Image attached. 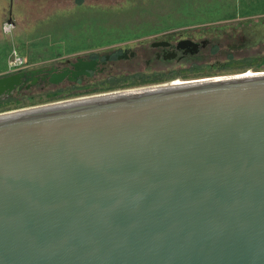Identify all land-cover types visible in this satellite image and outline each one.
<instances>
[{
	"label": "water",
	"instance_id": "obj_1",
	"mask_svg": "<svg viewBox=\"0 0 264 264\" xmlns=\"http://www.w3.org/2000/svg\"><path fill=\"white\" fill-rule=\"evenodd\" d=\"M0 264H264V72L0 112Z\"/></svg>",
	"mask_w": 264,
	"mask_h": 264
},
{
	"label": "rangeland",
	"instance_id": "obj_2",
	"mask_svg": "<svg viewBox=\"0 0 264 264\" xmlns=\"http://www.w3.org/2000/svg\"><path fill=\"white\" fill-rule=\"evenodd\" d=\"M9 20L14 28L5 32L3 24ZM1 31L12 35V49L23 68L62 65L77 57L103 60L106 54L119 53L123 45L137 52L132 59L75 80L89 84L87 89H107L106 84L93 83L116 72L135 75L171 70L170 79L148 83L158 84L264 70V0H0ZM172 35L207 39L213 48L193 60L152 58L149 43ZM135 81L137 77H131L119 87L148 85ZM68 85V81L39 84L20 96L14 94V100L2 98L0 112L72 97L54 95L56 89Z\"/></svg>",
	"mask_w": 264,
	"mask_h": 264
},
{
	"label": "flooded vegetation",
	"instance_id": "obj_3",
	"mask_svg": "<svg viewBox=\"0 0 264 264\" xmlns=\"http://www.w3.org/2000/svg\"><path fill=\"white\" fill-rule=\"evenodd\" d=\"M173 36L174 35L169 37L166 36L165 38L163 37L161 39H155L151 41L148 45L151 57L156 60H172L188 55L198 54L207 48L208 50L210 48H213V43L211 44L207 39H202L199 37L192 38L191 36H180L178 38H174ZM182 40H191L195 42L196 50L191 51L192 47L189 44H180ZM146 51L148 50H142V52L144 53H146ZM136 53L130 48H127L126 45H123L119 53L115 54L114 56L106 54L103 60H100L98 56L77 57L74 61L65 60L62 65H51L49 67L35 68L24 67L15 72L1 74L0 77L4 75L18 74L19 78L15 88L9 94L3 95L4 97H0V99L4 98L3 100H7L10 97H15L14 94H17L16 96H20L24 91H27L31 87L39 84L48 85L49 83L54 84L62 81H75L79 78L90 75L92 72H95L98 69H102L103 67H105L106 63L112 59L129 60L134 58ZM88 61H94L92 69H81L80 67H76V65L78 66L81 64L82 66L83 64H85V62ZM73 72L79 74L77 76H73ZM86 72L88 74H86ZM61 73H65V77L62 78L61 81H51Z\"/></svg>",
	"mask_w": 264,
	"mask_h": 264
},
{
	"label": "trees",
	"instance_id": "obj_4",
	"mask_svg": "<svg viewBox=\"0 0 264 264\" xmlns=\"http://www.w3.org/2000/svg\"><path fill=\"white\" fill-rule=\"evenodd\" d=\"M245 14H250V13H245ZM252 14V13H251ZM207 49L201 51L198 54H194V55H188L186 57L191 58V60L193 59H197L201 56H203V53L206 52ZM125 60H117V59H112L110 61H108L106 63L105 66H110L112 63H116V62H123ZM201 65V64H200ZM194 67L197 66L196 64L193 65ZM180 71V70H179ZM172 71L168 70V71H159V72H153V73H136L135 75L133 74H122L120 72H116L114 73V75H111V77L109 78H105V79H101L98 82L93 83L94 85H104L106 84V88L107 89H114L116 87L119 86H123V84H125L124 81H127L129 78L131 77H137L138 81H135L134 83H138V84H148V83H157V82H161L167 79H170L171 77H173V75H171ZM174 72V71H173ZM177 72V71H176ZM179 73V72H178ZM80 80V78H79ZM76 81H69V85L65 86L64 88H58L54 91V95L61 93V97L62 96H79L82 94H86L88 92H96L98 90H100L99 88L95 87L94 89H87L86 87L89 86V84H77L75 83ZM120 83H122V85H120ZM51 83H49L48 85H50ZM59 94L56 96L58 97ZM59 96V97H60ZM15 97H10L7 100H14Z\"/></svg>",
	"mask_w": 264,
	"mask_h": 264
},
{
	"label": "crops",
	"instance_id": "obj_5",
	"mask_svg": "<svg viewBox=\"0 0 264 264\" xmlns=\"http://www.w3.org/2000/svg\"><path fill=\"white\" fill-rule=\"evenodd\" d=\"M8 19H11V18H8ZM10 34H12V32ZM13 47L14 45L12 42V35L11 36L9 35L8 37L7 34L1 31V34H0V75L7 73L8 71V60H7L8 54L10 53Z\"/></svg>",
	"mask_w": 264,
	"mask_h": 264
},
{
	"label": "built area",
	"instance_id": "obj_6",
	"mask_svg": "<svg viewBox=\"0 0 264 264\" xmlns=\"http://www.w3.org/2000/svg\"><path fill=\"white\" fill-rule=\"evenodd\" d=\"M13 28H14V23L11 21H7L3 24V30L5 32H10V31H12ZM11 57H12V59L8 63L7 73L8 72L9 73L15 72V71L23 68L22 67L23 61L19 58V56L17 55V52L15 50H12Z\"/></svg>",
	"mask_w": 264,
	"mask_h": 264
},
{
	"label": "bare ground",
	"instance_id": "obj_7",
	"mask_svg": "<svg viewBox=\"0 0 264 264\" xmlns=\"http://www.w3.org/2000/svg\"><path fill=\"white\" fill-rule=\"evenodd\" d=\"M256 72H264V70H260V71H254V72H252V71H248V72H244V73H237V74H248V73H256ZM234 75V74H233ZM224 76H228V75H224ZM206 78V77H205ZM194 80H196V79H194ZM188 81V80H187ZM173 82H178V81H173Z\"/></svg>",
	"mask_w": 264,
	"mask_h": 264
}]
</instances>
